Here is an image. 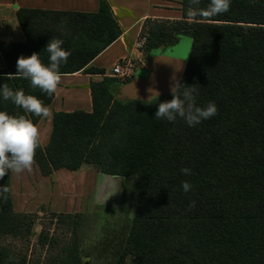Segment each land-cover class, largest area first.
I'll return each mask as SVG.
<instances>
[{
	"label": "trees",
	"instance_id": "16d2710c",
	"mask_svg": "<svg viewBox=\"0 0 264 264\" xmlns=\"http://www.w3.org/2000/svg\"><path fill=\"white\" fill-rule=\"evenodd\" d=\"M208 4L181 0L180 19H148L140 36L146 37L147 55L182 36L192 38L181 91L195 87L196 105L215 103V116L193 127L179 116L174 122L156 119L158 103L172 94L153 104L119 98L126 83L107 76L91 83L92 112L55 113L49 144L36 150L35 164L46 177L92 165L103 174L134 178V216L110 264H264V0H231L226 13L188 16L190 7ZM17 19L25 42H0L5 64L0 86L23 90L47 107L54 94L33 88L28 79L5 78L16 74L21 55L39 53L48 65L46 45L60 39L71 53L61 74L104 75L89 65L122 34L106 0H99L96 13L24 8ZM0 111L24 115L36 125L43 118L2 95ZM185 167L191 175L181 172ZM183 181L191 185L187 192ZM2 185L9 191L0 192V264H85L79 237L67 240L81 227L69 221L78 214H53L70 231L61 242L43 230L37 241L46 249L43 257L30 254L26 244H6L8 238L29 242L37 214L14 210L10 173Z\"/></svg>",
	"mask_w": 264,
	"mask_h": 264
},
{
	"label": "crops",
	"instance_id": "0c3cea01",
	"mask_svg": "<svg viewBox=\"0 0 264 264\" xmlns=\"http://www.w3.org/2000/svg\"><path fill=\"white\" fill-rule=\"evenodd\" d=\"M106 1L121 27L122 34L89 65V67L103 70L104 75L85 74L82 71L62 74L58 89L48 106L51 116L43 117L37 123L40 145L44 148L49 144L52 136L54 114L76 111L92 112L91 83L101 81L107 76L111 77L112 68L118 62L123 59L134 61L138 68L136 75L150 68V58L153 53L147 55L142 49L136 48V42L146 20H177L182 17L181 0ZM24 8L96 13L99 9V0H0V42H25L24 33L17 19L18 11ZM4 68L5 64L0 53V70ZM111 178L114 177L98 172L92 165H83L77 171L57 170L46 177L34 163L31 172L10 173L13 207L16 212H33L42 206H48L53 211L62 210L55 209L53 193L48 192L43 198L42 195L48 185L52 190L59 185L57 189L62 192L64 209L67 205L69 209L79 207L83 204L84 197L99 188L100 182L112 181ZM125 180L127 179H124V183Z\"/></svg>",
	"mask_w": 264,
	"mask_h": 264
},
{
	"label": "clouds",
	"instance_id": "9594fccd",
	"mask_svg": "<svg viewBox=\"0 0 264 264\" xmlns=\"http://www.w3.org/2000/svg\"><path fill=\"white\" fill-rule=\"evenodd\" d=\"M200 2L201 0H189L190 5H199ZM230 6L231 0H209L206 8L190 7L188 16L211 18L226 13ZM62 44L63 41L60 39H51L48 42L45 48L49 53L50 63L48 65L41 61L39 53L34 52L28 57L21 55L16 61V74H8L5 78L10 79L15 76L28 79L33 88H39L49 96L55 94L62 77L59 67L62 62L66 63L71 55L69 51L61 47ZM181 86L183 85H173L171 88L172 99L158 103V110L154 116L156 119L174 122L179 116L186 121L189 127H193L216 115L215 103L209 102L205 107H199L196 105L195 97L198 95L196 88L190 86L181 91ZM0 95L4 100H11L26 113L44 118L51 116L50 109L38 97L26 95L23 90H13L6 83L0 86ZM158 99L159 93L157 92L150 97L147 103H157ZM39 146L40 132L31 119L24 115L15 116L0 111V180L9 173L31 172ZM181 172L184 175H191V170L187 167L181 169ZM181 187L185 192L191 189V185L187 181H183ZM8 191L6 185L0 186V192L7 193ZM194 206L193 202L190 207Z\"/></svg>",
	"mask_w": 264,
	"mask_h": 264
},
{
	"label": "rangeland",
	"instance_id": "374dc122",
	"mask_svg": "<svg viewBox=\"0 0 264 264\" xmlns=\"http://www.w3.org/2000/svg\"><path fill=\"white\" fill-rule=\"evenodd\" d=\"M181 41L184 43L191 42L188 38H183ZM191 49L192 42L187 54L188 62L191 56ZM160 51L158 50L156 52ZM158 93L159 98L169 96L167 94L168 92L158 91ZM152 95L145 101L147 102ZM112 177H114L110 179L112 181L100 182L97 190L87 197H84L81 206H76L72 209H69V205L64 209L62 192L57 189L59 185L53 190L48 185L47 190L42 195L43 198L47 196L48 192L53 193L54 204L56 203L54 206L55 209L62 210L53 211L48 206H42L33 212H18L37 214V219L31 228L32 234L29 236L30 241L24 242L22 240L8 238L5 243L15 244L17 248H24L23 244H26L31 249L30 254L34 253V256L41 255L43 257L46 255V249H42L37 245L38 237L43 230L50 232V236H55L61 242L70 231L69 227L61 223L59 219H56L53 214H70L74 216L78 214L80 217H73L69 221L80 223L81 227L75 233L70 231L67 240L70 242V238H74L76 235L79 237L81 254L84 257V262L86 263L87 261V264H110L114 262L118 254L117 250L122 249L124 245L126 234L130 228V220L134 216L131 200V188L134 178L127 179L124 183V179L126 178H120V176ZM113 191H115L114 194H111Z\"/></svg>",
	"mask_w": 264,
	"mask_h": 264
},
{
	"label": "water",
	"instance_id": "95a60500",
	"mask_svg": "<svg viewBox=\"0 0 264 264\" xmlns=\"http://www.w3.org/2000/svg\"><path fill=\"white\" fill-rule=\"evenodd\" d=\"M183 38L190 39L193 46L191 37L182 36L175 45L152 54L150 68L141 71L130 82L124 84L118 97L145 101L158 91L168 92L167 94L171 95L172 86L181 84L189 64L187 54L191 42L184 43L181 41Z\"/></svg>",
	"mask_w": 264,
	"mask_h": 264
},
{
	"label": "built area",
	"instance_id": "2783aa9c",
	"mask_svg": "<svg viewBox=\"0 0 264 264\" xmlns=\"http://www.w3.org/2000/svg\"><path fill=\"white\" fill-rule=\"evenodd\" d=\"M146 43V37L139 36L136 42V48L142 49ZM138 68L134 61L130 59H123L118 62L111 71V77H115L122 82H129L136 75Z\"/></svg>",
	"mask_w": 264,
	"mask_h": 264
}]
</instances>
